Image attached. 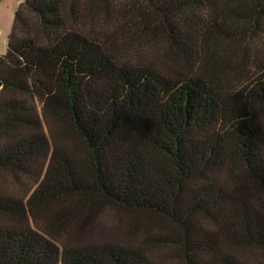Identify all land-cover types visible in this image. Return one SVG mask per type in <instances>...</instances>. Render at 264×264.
I'll return each instance as SVG.
<instances>
[{"label":"trees","instance_id":"obj_1","mask_svg":"<svg viewBox=\"0 0 264 264\" xmlns=\"http://www.w3.org/2000/svg\"><path fill=\"white\" fill-rule=\"evenodd\" d=\"M261 32L264 0H20L0 264H264V60L219 51Z\"/></svg>","mask_w":264,"mask_h":264},{"label":"rangeland","instance_id":"obj_2","mask_svg":"<svg viewBox=\"0 0 264 264\" xmlns=\"http://www.w3.org/2000/svg\"><path fill=\"white\" fill-rule=\"evenodd\" d=\"M19 1L20 0H0V54H3L7 51V37L10 32L14 13ZM259 34L260 35L258 36L249 33L247 37H245L244 41L240 43H228L219 47V51L222 53L225 61L227 60L234 70L247 63V61L253 58V56L258 58L259 61L264 60V32ZM245 40H248V42L245 43ZM233 69H231V71H233ZM0 180L17 189H25L28 187V184L30 185L31 183V181L25 180V184L27 185L18 186L19 183L13 180V178L6 173L0 175ZM105 215L106 222L110 224L108 221H111L116 226L123 222L138 223L145 221L146 223L151 224L149 219L135 216L131 212L127 211L107 210ZM110 229L111 228H108L107 231ZM109 233L112 234V230L109 231ZM114 234H119V231L116 230ZM145 234L147 233L144 232L140 234V238H144ZM153 250L154 254L161 255L162 253L160 248H153Z\"/></svg>","mask_w":264,"mask_h":264}]
</instances>
